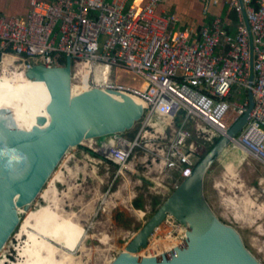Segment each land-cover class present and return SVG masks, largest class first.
<instances>
[{
  "label": "built area",
  "instance_id": "1",
  "mask_svg": "<svg viewBox=\"0 0 264 264\" xmlns=\"http://www.w3.org/2000/svg\"><path fill=\"white\" fill-rule=\"evenodd\" d=\"M130 1L32 0L26 16L0 12V74H26L35 66L65 67L70 57L72 85L78 82L88 91L98 88L141 98L146 122L133 140L119 136L125 141L120 147L127 148L123 157L103 140L87 149L126 162L147 138L154 141L151 146L157 145L153 165L178 176L176 187L248 110L251 89L254 107L231 144L264 166V0H202L205 16L210 6L222 1L229 14L227 21L215 16L199 31L176 29L175 14L158 12L163 0ZM117 71L144 82L139 88L120 84ZM154 119L157 128L149 126ZM160 119H166L164 130ZM149 129L161 136L151 138ZM165 221L170 231L164 236L170 238L181 226L176 247L185 243L182 224L171 215ZM161 235L156 229L151 236ZM167 247L149 254L176 248Z\"/></svg>",
  "mask_w": 264,
  "mask_h": 264
},
{
  "label": "rangeland",
  "instance_id": "2",
  "mask_svg": "<svg viewBox=\"0 0 264 264\" xmlns=\"http://www.w3.org/2000/svg\"><path fill=\"white\" fill-rule=\"evenodd\" d=\"M135 1L131 0L129 4ZM224 9L228 10V7L225 5ZM116 78L118 83L136 88L144 82L143 78L124 71H117ZM145 119L143 116L133 129L125 133L92 139L93 142L86 141L69 149L57 167L62 182L57 183L51 198L50 214L53 218L50 223L40 226L48 230L52 247L60 257H67V264H111L174 192L178 176L152 163V150L157 147L151 146L154 141L144 139L141 147L136 148L126 162L120 163L104 156V151L91 153L87 149L90 144L97 147L102 140L109 145L114 142V149L120 150L119 155L123 157L127 148L123 150L120 147L125 144L121 137L133 140L146 122ZM155 120L149 126L157 128ZM165 121L160 119V130L167 127ZM149 132L153 136L151 138L161 136L150 129ZM167 136L171 137L170 129ZM146 144L150 145L148 149H145ZM111 146L108 148L112 152L114 149ZM46 187L47 184L44 189ZM204 191L218 217L239 231L246 247L264 264V166L247 151L230 144L207 173ZM139 199L144 206L139 209L142 215L133 205ZM45 207L48 204L39 195L27 208L21 209L20 218L24 220L27 212H38ZM165 222L160 231L163 235L157 238L150 236L148 247L142 248L141 253L156 252V249L158 251L159 248L167 247L172 239L178 240L182 234L181 226L173 230L169 238L164 236L170 231V225ZM182 227L185 231L186 228ZM37 228L33 225L26 230L24 238L17 235L20 232L19 225L1 251L0 261L8 259L7 264H16L19 250L26 245L29 233L41 238ZM102 241L106 242L103 244Z\"/></svg>",
  "mask_w": 264,
  "mask_h": 264
},
{
  "label": "water",
  "instance_id": "3",
  "mask_svg": "<svg viewBox=\"0 0 264 264\" xmlns=\"http://www.w3.org/2000/svg\"><path fill=\"white\" fill-rule=\"evenodd\" d=\"M241 4L248 24L242 1ZM26 76L44 82L50 100L44 113L33 119L23 110L0 108V253L20 224L19 210L37 199L69 149L85 140L125 133L144 115L141 105L111 90L95 88L73 96L70 57L65 67L35 66L28 69ZM253 76L254 73L252 79ZM248 98V110L111 264H262L246 247L239 231L218 217L204 191L207 173L248 123L254 107L251 89ZM168 215L188 229L185 243L161 256L138 255Z\"/></svg>",
  "mask_w": 264,
  "mask_h": 264
},
{
  "label": "bare ground",
  "instance_id": "4",
  "mask_svg": "<svg viewBox=\"0 0 264 264\" xmlns=\"http://www.w3.org/2000/svg\"><path fill=\"white\" fill-rule=\"evenodd\" d=\"M87 91L88 90L86 86L81 87V85H78V84L72 85V95L73 96H79L84 92L86 93ZM110 94L112 97L116 98L117 100L122 99L121 96H118L114 93H110ZM127 96H129L136 104L141 105L143 108L146 107V103L141 98L135 95H130V94ZM49 100H50L49 94L47 92L46 84L44 82L30 80L29 78H27L26 74L23 72L14 74L11 76L0 74V108L2 107L12 108L13 107L14 109H17L15 110L17 112L19 111L21 112V110H23L25 111L29 119H33L34 117L39 115L40 112L44 113V109L49 103ZM86 141L89 143L91 140L89 141L85 140L83 144H85ZM114 144H115L114 142H111L110 144L112 145L111 149H114V146H115ZM58 182H62V179H61L59 170H56V172H54V174L50 177L49 181L47 182V187L43 189L42 192L40 193V197L44 199V201L48 204V207L42 208L38 212H34V211L27 212L25 219L20 221V224H19L20 232L17 235H22L25 238L26 230L30 229V227L34 225V226H38L37 229L39 232L38 231L37 232L39 233V235H41V238L36 237V235L29 233V238L26 240V243H25L26 245L19 250L20 251V253L18 254L19 260L16 264H67L66 262L67 257L66 258L62 256L60 257L58 252H56L55 249L52 247L50 243V237L48 236L49 232L47 233L48 230L46 229L44 230L43 228L45 227L42 228L40 226V225L50 223L53 218L52 213L50 214V205H51L50 203L52 202L51 198L55 194L56 185ZM138 212L140 213L139 215H142L143 213L139 209H138ZM20 213H22V210H19V214ZM163 226H164V223L163 225L161 224L157 228V231L158 232L161 231L163 229ZM183 226L186 228L185 225ZM187 230L188 229L186 228L185 233L187 232ZM163 240H166V239H163ZM102 242L104 244L106 241H102ZM177 245H179V243H177V241H175L174 239H172V241L167 244V246H172L173 248L176 247ZM150 246L149 248H151ZM160 246L162 245H159V247ZM168 248L169 247H167L166 249L169 250ZM166 249L161 250L159 253H155V255H150L148 252L141 253L142 252L141 250L140 256H144V257L145 256L147 257L161 256L163 252L167 251ZM6 260L0 261V264H7Z\"/></svg>",
  "mask_w": 264,
  "mask_h": 264
},
{
  "label": "crops",
  "instance_id": "5",
  "mask_svg": "<svg viewBox=\"0 0 264 264\" xmlns=\"http://www.w3.org/2000/svg\"><path fill=\"white\" fill-rule=\"evenodd\" d=\"M32 0H0V12L5 16H26L30 11ZM43 2H55L57 0H38ZM141 0H137L140 2ZM204 2L202 0H163L158 7V12H168L175 14L179 22L176 29L201 30L206 22H210L215 16L219 15L227 21L229 6L225 1L218 6H210L209 15L204 14ZM228 10L224 9V6ZM225 13L222 15V11ZM231 18H234L232 15Z\"/></svg>",
  "mask_w": 264,
  "mask_h": 264
},
{
  "label": "trees",
  "instance_id": "6",
  "mask_svg": "<svg viewBox=\"0 0 264 264\" xmlns=\"http://www.w3.org/2000/svg\"><path fill=\"white\" fill-rule=\"evenodd\" d=\"M133 205H134V207H136L138 209H143V207H144L141 199L135 200L133 202Z\"/></svg>",
  "mask_w": 264,
  "mask_h": 264
}]
</instances>
